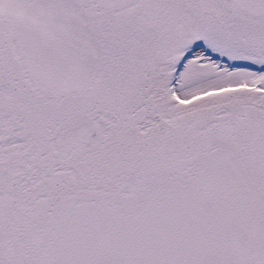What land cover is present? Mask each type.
<instances>
[{
	"label": "snow or ice",
	"instance_id": "obj_1",
	"mask_svg": "<svg viewBox=\"0 0 264 264\" xmlns=\"http://www.w3.org/2000/svg\"><path fill=\"white\" fill-rule=\"evenodd\" d=\"M0 264H264V0H0Z\"/></svg>",
	"mask_w": 264,
	"mask_h": 264
}]
</instances>
